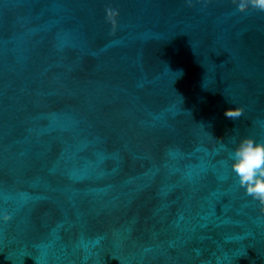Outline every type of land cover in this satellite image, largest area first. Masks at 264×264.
I'll list each match as a JSON object with an SVG mask.
<instances>
[{
    "label": "water",
    "instance_id": "95a60500",
    "mask_svg": "<svg viewBox=\"0 0 264 264\" xmlns=\"http://www.w3.org/2000/svg\"><path fill=\"white\" fill-rule=\"evenodd\" d=\"M244 137L264 142V12L0 0V264H264Z\"/></svg>",
    "mask_w": 264,
    "mask_h": 264
},
{
    "label": "clouds",
    "instance_id": "9594fccd",
    "mask_svg": "<svg viewBox=\"0 0 264 264\" xmlns=\"http://www.w3.org/2000/svg\"><path fill=\"white\" fill-rule=\"evenodd\" d=\"M191 6V0H186ZM236 10L240 14H246L250 10L264 12V0H232ZM110 14H115L110 11ZM244 115L242 107H235L225 111L226 118L238 120ZM231 170L236 174L241 188L246 194L264 205V142L257 141L253 137H244L239 140L231 150ZM12 217L3 214L0 217L3 223L10 222Z\"/></svg>",
    "mask_w": 264,
    "mask_h": 264
}]
</instances>
